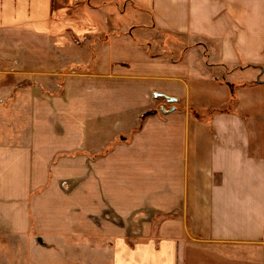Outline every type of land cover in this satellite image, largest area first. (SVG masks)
<instances>
[{"label":"crops","instance_id":"0c3cea01","mask_svg":"<svg viewBox=\"0 0 264 264\" xmlns=\"http://www.w3.org/2000/svg\"><path fill=\"white\" fill-rule=\"evenodd\" d=\"M0 232L43 264H264V0H0Z\"/></svg>","mask_w":264,"mask_h":264},{"label":"rangeland","instance_id":"374dc122","mask_svg":"<svg viewBox=\"0 0 264 264\" xmlns=\"http://www.w3.org/2000/svg\"><path fill=\"white\" fill-rule=\"evenodd\" d=\"M97 17L101 18L103 17V12L97 11ZM130 11L124 12L123 16V24L128 23V19L130 17ZM126 23V24H127ZM68 27H71L77 32L79 31V28H77L72 23H69L67 25ZM79 36H81V33H77ZM170 39L166 37L165 35L159 33L158 36V44L159 46L163 44H169ZM172 41V40H171ZM62 185L66 186L67 183L62 182ZM33 238V234H11L8 232H0V264H43L45 262H39V259H42V257H39L40 255L44 254L42 251L37 250L33 247L32 244H30V239ZM31 255L25 261L22 256Z\"/></svg>","mask_w":264,"mask_h":264},{"label":"water","instance_id":"95a60500","mask_svg":"<svg viewBox=\"0 0 264 264\" xmlns=\"http://www.w3.org/2000/svg\"><path fill=\"white\" fill-rule=\"evenodd\" d=\"M170 100H171V101H175L176 99H175V98H171Z\"/></svg>","mask_w":264,"mask_h":264}]
</instances>
